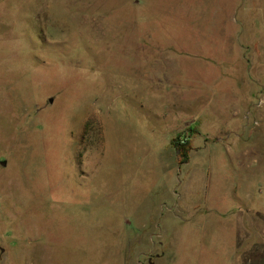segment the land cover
Instances as JSON below:
<instances>
[{"label":"rangeland","instance_id":"374dc122","mask_svg":"<svg viewBox=\"0 0 264 264\" xmlns=\"http://www.w3.org/2000/svg\"><path fill=\"white\" fill-rule=\"evenodd\" d=\"M263 59L264 0H0V264H264Z\"/></svg>","mask_w":264,"mask_h":264},{"label":"crops","instance_id":"0c3cea01","mask_svg":"<svg viewBox=\"0 0 264 264\" xmlns=\"http://www.w3.org/2000/svg\"><path fill=\"white\" fill-rule=\"evenodd\" d=\"M244 46H245V49L246 48H249V44L246 42L243 43ZM262 65H263V69H264V59L262 60ZM264 74V72H263ZM258 95L256 96V102L255 104H251L253 109H254V112H256V114L254 115V123H255V126L254 127H261L260 131L257 132V134H259L257 137H256V141L254 143V145H248V146H240V157H241V160H246L250 154H251V151L252 149L254 148L255 149V160L256 162H259V157L262 158L263 161H261L263 163V166H264V81H263V85L262 87H260V91L256 92ZM248 101V100H247ZM247 102L244 103L242 109H238V110H234L232 111V113L234 114H237L238 111L242 112L243 113V117L244 119L248 120V116L250 115V106H247ZM229 130L227 127H226V131ZM225 132V131H224ZM244 130H239V134L236 136V138H238V140L240 141H244L245 139V135H244ZM227 133V132H226ZM229 133V132H228ZM228 135V134H227ZM230 136H227L226 137V141H231ZM260 181H263L264 182V172H262V174L260 175Z\"/></svg>","mask_w":264,"mask_h":264},{"label":"trees","instance_id":"16d2710c","mask_svg":"<svg viewBox=\"0 0 264 264\" xmlns=\"http://www.w3.org/2000/svg\"><path fill=\"white\" fill-rule=\"evenodd\" d=\"M176 153L179 157L178 163H183L186 160V151H183L182 148L178 147V150L176 149Z\"/></svg>","mask_w":264,"mask_h":264},{"label":"water","instance_id":"95a60500","mask_svg":"<svg viewBox=\"0 0 264 264\" xmlns=\"http://www.w3.org/2000/svg\"><path fill=\"white\" fill-rule=\"evenodd\" d=\"M1 164L4 165L5 164V161H1Z\"/></svg>","mask_w":264,"mask_h":264}]
</instances>
